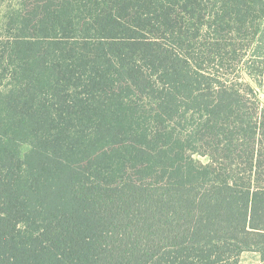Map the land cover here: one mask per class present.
Wrapping results in <instances>:
<instances>
[{"label": "trees", "instance_id": "1", "mask_svg": "<svg viewBox=\"0 0 264 264\" xmlns=\"http://www.w3.org/2000/svg\"><path fill=\"white\" fill-rule=\"evenodd\" d=\"M259 92L264 0H0V264H264Z\"/></svg>", "mask_w": 264, "mask_h": 264}, {"label": "rangeland", "instance_id": "2", "mask_svg": "<svg viewBox=\"0 0 264 264\" xmlns=\"http://www.w3.org/2000/svg\"><path fill=\"white\" fill-rule=\"evenodd\" d=\"M259 99H260L261 104L264 106V93L263 92H259ZM29 150H30L29 146H27V145L24 146L22 148V154L25 155L26 153L29 152ZM195 159H197L198 161H200L204 164L209 163V158L204 157V156H197L196 155ZM260 263H261L260 254L258 252H255V251L243 253L240 257V260H239V264H260Z\"/></svg>", "mask_w": 264, "mask_h": 264}]
</instances>
